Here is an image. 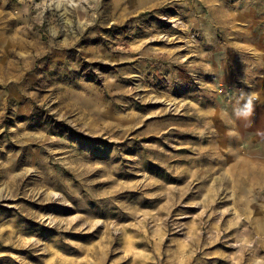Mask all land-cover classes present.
I'll return each instance as SVG.
<instances>
[{
    "label": "rangeland",
    "instance_id": "374dc122",
    "mask_svg": "<svg viewBox=\"0 0 264 264\" xmlns=\"http://www.w3.org/2000/svg\"><path fill=\"white\" fill-rule=\"evenodd\" d=\"M236 153L264 0H0V264H264Z\"/></svg>",
    "mask_w": 264,
    "mask_h": 264
},
{
    "label": "bare ground",
    "instance_id": "6f19581e",
    "mask_svg": "<svg viewBox=\"0 0 264 264\" xmlns=\"http://www.w3.org/2000/svg\"><path fill=\"white\" fill-rule=\"evenodd\" d=\"M221 169L216 170L215 173L220 172ZM204 172H211L209 170ZM219 178H216L214 182L218 180L224 181L227 185L233 188L235 196L238 192L242 193V196L238 199H234V207L236 212L240 206V201L244 199L245 196L252 197L255 196V199L264 195V153H236L232 155V161L229 164L228 168L223 169L220 172ZM258 191L256 194L255 192ZM214 194L212 193L211 196ZM213 199V197H210ZM244 202V201H243ZM254 206V203L249 201L246 207L243 203L242 206H245L244 212L248 213L251 205ZM213 214L210 215L212 219ZM237 219L238 217L235 216ZM211 229H213L211 227Z\"/></svg>",
    "mask_w": 264,
    "mask_h": 264
},
{
    "label": "clouds",
    "instance_id": "9594fccd",
    "mask_svg": "<svg viewBox=\"0 0 264 264\" xmlns=\"http://www.w3.org/2000/svg\"><path fill=\"white\" fill-rule=\"evenodd\" d=\"M244 82V81H242ZM254 108V94L248 92L247 93V101L244 104V107L240 110H237L235 112V115L237 116V118H242L244 120H247L249 118V116L251 115L252 111Z\"/></svg>",
    "mask_w": 264,
    "mask_h": 264
}]
</instances>
